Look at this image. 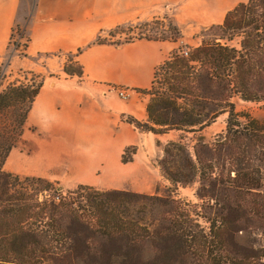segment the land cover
<instances>
[{"label":"trees","instance_id":"obj_1","mask_svg":"<svg viewBox=\"0 0 264 264\" xmlns=\"http://www.w3.org/2000/svg\"><path fill=\"white\" fill-rule=\"evenodd\" d=\"M156 25L146 24V40L179 37ZM199 37L169 54L149 91L147 132L176 134L156 162L169 184L163 196L58 191L59 183L5 172L44 81L22 72L0 86V113H12L11 136H0V264H264V119L248 107L264 102V0L238 4ZM63 72L83 75L71 59ZM217 120L224 130L212 143L196 137ZM178 153L190 179L173 170ZM194 186L189 201L175 197Z\"/></svg>","mask_w":264,"mask_h":264},{"label":"crops","instance_id":"obj_2","mask_svg":"<svg viewBox=\"0 0 264 264\" xmlns=\"http://www.w3.org/2000/svg\"><path fill=\"white\" fill-rule=\"evenodd\" d=\"M185 1L0 0V65L8 52L13 30L18 26L26 27L28 57L22 61L15 60L11 67L37 72L42 67H49L58 72L62 68L60 60L48 59L41 64L40 57L73 54L90 44L99 30L111 24L141 16L151 8H168ZM245 2L200 0L198 5L210 6L212 13L207 23L218 25L229 11ZM140 43L156 49L141 48L144 53L141 60L129 56L131 59L126 60L121 56L109 61V58L98 55H109L125 47H91L78 58L84 68V77H87L83 82L64 78L54 82L46 80L31 106L20 137L4 163V171L51 182L128 179L137 162L134 155L131 163L123 164L124 150L137 146L145 135L138 133L125 118L145 120L147 99L132 95L126 104H117L111 95L100 93L97 85L115 84L127 88L128 93H132V89L147 90L153 80L154 69L165 61L173 47L168 42L131 45ZM125 52L134 55L130 49ZM86 55L93 62L88 63ZM145 61L146 64L148 62V72L143 75Z\"/></svg>","mask_w":264,"mask_h":264},{"label":"rangeland","instance_id":"obj_3","mask_svg":"<svg viewBox=\"0 0 264 264\" xmlns=\"http://www.w3.org/2000/svg\"><path fill=\"white\" fill-rule=\"evenodd\" d=\"M247 1V0H246ZM200 0L195 2V0H187L184 3H180L177 5H173L170 7L162 6L151 8L144 11V14L137 17H130L127 21H124L119 24H111L109 27H105L99 30L94 37L93 41L87 46L79 48L73 54H55L52 56H41V64H44L48 59H53L54 61L60 60L62 62V68L60 74L57 70H52L49 67H42L40 72L32 71L29 69L22 68H13L11 67L15 60L22 61V59L28 57L27 48L29 45V40L27 35L25 34L26 27L24 25L18 26L14 28L13 34L11 36L10 42L8 44V52L0 65V86L2 88L6 87L10 83L14 82L19 78L20 73L29 72L34 75L40 76L43 78V81H59L61 78L66 80L75 79L78 83L83 82L84 77V68L79 64L78 58L81 57L89 48L91 47H101V46H110L115 49L124 48L121 51L112 52V54H104L100 53L98 56L109 58V61H113L114 59H118L121 56L126 57V60L131 58L135 59H143V51L141 48L150 47L151 49H156L155 46H144V44H135L139 42H159L164 43L168 42L173 50L178 48L187 51L186 47L194 48L200 43V33L210 26L217 24H208L207 20L211 18L212 8L206 5H198ZM148 23H155L157 31H161L164 33V37L170 38L173 33L176 31L179 32V37L175 40H166V41H149L146 40L147 37H150L152 34L151 28L146 26ZM117 27H119L117 29ZM154 29V28H153ZM96 42L97 44H93ZM130 49L132 53H126ZM172 50V51H173ZM171 51V52H172ZM170 52V53H171ZM169 53V54H170ZM90 55V53H89ZM155 55V54H154ZM157 56H160L156 52ZM155 55V56H156ZM131 58H129V57ZM152 56V54H151ZM150 56V57H151ZM169 56V55H168ZM167 56V58H168ZM86 61L88 63L93 62L88 55L85 56ZM39 58V57H38ZM36 58L35 60H37ZM165 59V61L167 60ZM69 59L72 61V65L77 64L83 69V75L80 77L77 76H68L63 72V66L69 64ZM148 60V59H147ZM146 64V61L144 65ZM163 64V63H162ZM148 62L145 65L143 71L145 74L148 72ZM160 66V65H159ZM158 66V67H159ZM156 67L155 70L158 68ZM153 72V75H154ZM143 73V72H142ZM3 78V79H2ZM154 78V77H153ZM153 81V80H152ZM43 82V83H44ZM157 84L155 85L157 88L160 87L162 83V77L157 79ZM152 82L147 90H133V92L128 93L127 88H123L121 86L115 84L102 85L98 84L97 88L100 93H105L111 95L113 99L116 100L117 104H126L128 98L133 96H139L141 98L147 99V104L150 100L149 91L151 88ZM119 92H125L127 98H122L119 96ZM127 92V93H126ZM251 114L258 119H264V102L259 105H251L248 106ZM175 118L174 115H170V117ZM126 122L131 125L138 133L144 134L145 138L142 142L138 143L137 146L132 145L124 150V154L121 158L124 160H128V163L132 162V158L136 155L137 166L132 174H129L128 179H65L59 183L62 188L66 190H72L78 185L90 186L99 191H108V190H122L133 192L137 194L143 195H156L163 196L165 195L166 188L169 187L168 182L161 176L158 167L156 166V162L158 160H163V149L164 146L169 142H173L176 138V134L173 132H169L167 134H154L151 132H147V125L149 127L151 124L148 121L147 115L146 119L142 121H136L131 117H126ZM132 121L138 123L139 126L135 125ZM12 113L11 110H7L5 112L0 113V136H11L12 133ZM159 130V128H155ZM224 128L221 123V120H217L213 125L203 130L200 135L205 139V142L212 143L218 135L223 132ZM205 154V153H203ZM127 164V163H126ZM174 171H178L180 175H187V179H190V174H188L187 167L185 165L184 156L182 153L177 154V160L174 164ZM20 177H24L23 175ZM32 178V177H30ZM181 178V177H180ZM49 181V180H48ZM197 186H194L190 189L178 188L177 193L175 195L176 198L189 201L191 199V195L194 189ZM61 188V187H60ZM160 209H156V212H160ZM150 257V254L146 256Z\"/></svg>","mask_w":264,"mask_h":264},{"label":"built area","instance_id":"obj_4","mask_svg":"<svg viewBox=\"0 0 264 264\" xmlns=\"http://www.w3.org/2000/svg\"><path fill=\"white\" fill-rule=\"evenodd\" d=\"M184 55L186 56V53H184ZM119 96L124 98V99L127 98V95L125 94V92H119Z\"/></svg>","mask_w":264,"mask_h":264},{"label":"water","instance_id":"obj_5","mask_svg":"<svg viewBox=\"0 0 264 264\" xmlns=\"http://www.w3.org/2000/svg\"><path fill=\"white\" fill-rule=\"evenodd\" d=\"M62 189V187L61 188H58V191H60ZM46 197H48V195H46ZM42 197H40V201H42Z\"/></svg>","mask_w":264,"mask_h":264}]
</instances>
